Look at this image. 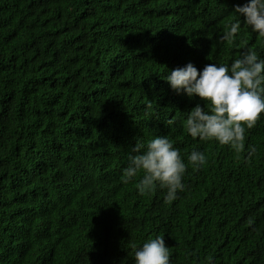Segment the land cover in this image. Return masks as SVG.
Wrapping results in <instances>:
<instances>
[{
  "label": "trees",
  "instance_id": "trees-1",
  "mask_svg": "<svg viewBox=\"0 0 264 264\" xmlns=\"http://www.w3.org/2000/svg\"><path fill=\"white\" fill-rule=\"evenodd\" d=\"M243 2L0 0V264H135L131 245L157 235L171 264H264V113L241 153L193 139L183 119L203 101L164 79L246 46L264 58L243 24L219 41ZM156 135L207 157L171 203L122 182Z\"/></svg>",
  "mask_w": 264,
  "mask_h": 264
},
{
  "label": "clouds",
  "instance_id": "clouds-1",
  "mask_svg": "<svg viewBox=\"0 0 264 264\" xmlns=\"http://www.w3.org/2000/svg\"><path fill=\"white\" fill-rule=\"evenodd\" d=\"M233 10L241 19L230 22L219 41L234 43L242 24L264 37V0H244ZM164 79L175 93L203 101V106L197 102L183 119V126L193 139L215 141L236 153L245 150L247 131L256 126L264 113V58L255 49L246 46L230 63L213 62L200 69L189 61L169 69ZM255 151L254 146H248L249 159ZM206 163L205 153L196 149L187 155L186 163L168 136L156 135L145 142L136 141L131 147L122 182L128 183L139 175L135 184L139 195L166 189L164 200L171 203L185 189L182 181L188 165L199 169ZM131 247L135 264H171L172 253L162 235Z\"/></svg>",
  "mask_w": 264,
  "mask_h": 264
}]
</instances>
